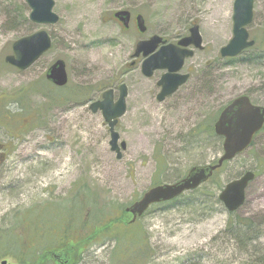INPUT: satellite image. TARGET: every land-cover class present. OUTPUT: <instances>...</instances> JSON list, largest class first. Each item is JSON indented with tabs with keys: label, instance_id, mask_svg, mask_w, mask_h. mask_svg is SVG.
<instances>
[{
	"label": "rangeland",
	"instance_id": "374dc122",
	"mask_svg": "<svg viewBox=\"0 0 264 264\" xmlns=\"http://www.w3.org/2000/svg\"><path fill=\"white\" fill-rule=\"evenodd\" d=\"M54 1L59 22L39 25L29 19L25 0H0V145L8 147V156L0 163V230L21 231L15 225L29 213L25 226L33 236L51 215L59 234L66 214L57 203L63 200L67 205L74 194L81 199L84 192L94 193L99 205L112 202L125 208L150 188L176 182L192 167L218 160L223 138L211 136L200 125L209 124L221 107L240 95L264 106V0L255 1L254 21L247 26L256 44L237 58L220 54L234 36L236 0ZM119 10L132 13L128 31L113 18ZM137 14L145 19V34L135 25ZM195 23L205 47L187 60L183 70L194 75L161 103L157 82L164 71L145 77L138 63L142 56L133 57L136 44L153 35L174 43ZM40 29L52 36V49L27 71L7 63L14 42ZM58 59L65 61L69 74L61 94L73 96L94 87L88 100L54 104L40 93L47 91L45 73ZM122 83L129 88L127 112L116 130L127 149L118 159L102 112L93 113L90 105L111 87L117 99ZM223 168L214 181L203 185L216 198L204 190L195 196L186 193L153 206L141 218L152 249L146 264H263L264 130L251 148ZM253 170L258 175L246 189V202L229 213L219 200L221 190ZM57 198L45 207V202ZM234 221L252 223L247 243L241 244L228 230ZM124 227L118 225L125 232ZM8 238L19 242L15 236ZM114 245L107 241L92 246L82 264H110ZM4 261L13 263L6 259L0 264Z\"/></svg>",
	"mask_w": 264,
	"mask_h": 264
},
{
	"label": "water",
	"instance_id": "95a60500",
	"mask_svg": "<svg viewBox=\"0 0 264 264\" xmlns=\"http://www.w3.org/2000/svg\"><path fill=\"white\" fill-rule=\"evenodd\" d=\"M256 0H236L234 4V36L230 42L221 49L222 57L237 58L244 50L253 47L256 43L250 39L247 26L253 23L254 4ZM31 12L29 18L36 24H56L60 16L54 12V0H26ZM124 28L130 27L132 14L129 10H119L113 15ZM135 22L140 33L147 31L144 17L136 15ZM194 46L204 49L203 37L199 25L190 29V35L181 39L178 44L168 43L159 35L149 39L140 40L135 49L133 57L141 55L145 58L142 63V73L150 78L156 70H167L159 81L162 91L158 100L163 101L167 96L173 94L189 75L180 74L184 61L194 55ZM52 47V37L44 29L33 34L24 36L14 42L13 53L6 57V62L20 71L30 69L46 52ZM46 78L58 87H64L69 82L66 63L62 59L56 60L47 70ZM115 90L109 89L90 105L93 113L101 111L105 122L109 126L111 150L117 154L118 159L123 158V151L127 149L125 141L120 142V133L116 130L119 119L127 111L128 87L121 84L119 97L115 100ZM264 127V106L253 104L246 95L238 96L227 105L219 115L215 124V134L224 138L223 153L219 156L217 163L194 166L186 177L174 183H165L152 187L143 196L126 208V212L133 215L132 222L142 216L152 204L168 202L178 198L185 192L195 190L206 183L226 161L235 159L241 152L251 147L252 141L258 132ZM255 179V171H247L241 177L232 180L221 190L219 199L224 203L229 212L240 209L246 202V188ZM6 264V261L3 262Z\"/></svg>",
	"mask_w": 264,
	"mask_h": 264
},
{
	"label": "trees",
	"instance_id": "16d2710c",
	"mask_svg": "<svg viewBox=\"0 0 264 264\" xmlns=\"http://www.w3.org/2000/svg\"><path fill=\"white\" fill-rule=\"evenodd\" d=\"M44 80V87L47 91L45 93H40L54 104L65 100L79 102L78 99H83L81 101L85 102L86 99L88 100L92 96V90L94 89V87L87 86L78 90L76 95H64L61 94V92L67 86L58 88L46 79ZM58 90L60 93H56ZM222 108L223 107H221L219 111ZM217 116L209 124L203 123L200 125V128L204 126L203 131L208 132L213 137L218 136L215 134L214 130V122ZM20 119L22 122H25L22 120L23 118ZM28 122L32 123V121ZM21 125L23 126L24 123ZM219 138L222 140L221 137ZM227 164L229 163H224V165L214 173L210 181H214L216 175L219 174ZM256 175H258L257 171ZM200 188L188 194L195 196L197 192L205 191L208 193L205 195H212L213 198L215 197L214 194H211L212 191L208 190V187L204 186L203 189ZM67 200V205H63V200L59 201V198L44 203L46 207L48 204L59 201L57 204H62L61 206H64L63 211L66 216H64V226L60 229L59 234H56L54 231L57 227L55 226L56 220L52 218L53 215H51V219H47L44 222L40 229L37 228L36 236H33L32 232L28 234L29 229H27L25 225L26 221H28L29 213L24 216L25 220L22 219L20 225H15L16 227L22 228L21 231L14 230L13 227V230H0V236L4 235L0 237V263L7 259L12 260V264H82L85 254L89 252L92 246L106 243L107 241L115 243L114 248H112L113 254L110 257V264L147 263L148 255H151L148 254V252L151 253L152 249L148 244V237L139 223L142 217L138 218L136 222H131V219L128 220L124 205L118 207L112 202H107V204L100 203L99 205L97 204V198L94 193L84 192L83 198L81 199L78 198L77 194H74ZM81 200H83V202ZM164 204L166 203L154 206L156 207ZM34 209L31 210L34 211ZM38 215L39 213L34 216L38 217ZM120 224L125 226V232L118 229V225ZM251 228L252 223L250 222L241 223L234 221L232 224L229 223L228 230L241 244H244V242L247 243L248 239H251L252 235L249 232ZM9 235L15 236L19 242L17 241V244H13L9 240L10 238H8ZM34 241H39L36 247L32 245ZM262 257V263L264 264V255Z\"/></svg>",
	"mask_w": 264,
	"mask_h": 264
},
{
	"label": "flooded vegetation",
	"instance_id": "af4514ba",
	"mask_svg": "<svg viewBox=\"0 0 264 264\" xmlns=\"http://www.w3.org/2000/svg\"><path fill=\"white\" fill-rule=\"evenodd\" d=\"M118 23H120V22H118ZM121 24V23H120ZM196 24V23H195ZM195 24H193L192 26H194ZM122 25V24H121ZM191 26V27H192ZM191 27L189 28V32L187 33V34H185V35H181V37H179V39L176 41V42H174V44H178V42L181 40V39H183V38H185V37H187V36H189L190 35V29H191ZM124 28V27H123ZM125 29V31H128L129 29H130V27L128 28V29H126V28H124ZM169 42V41H168ZM173 43V42H172ZM190 49H192V50H194V55L192 56V57H188V58H186L185 59V61H184V64H183V67H182V69L179 71V73L180 74H184V75H189V78H188V80L184 83V84H182L173 94H171V95H169V96H167L163 101H159L158 100V95H159V93L162 91V86H159V81L161 80V78L163 77V75L164 74H166L168 71L167 70H156L155 72H154V74H153V76L155 75V73L157 72V71H164L163 72V74L161 75V78L158 80V82H157V86H158V89H159V92H158V94H157V100L159 101V102H164V101H166L168 98H170L171 96H173V95H175L182 87H184L190 80H191V78L193 77V72L190 70V71H183L184 70V67H185V64H186V62H187V60H189L190 58H193L194 56H195V54H196V51L198 50V51H202L203 49H197V48H195L194 46H190ZM142 56V55H141ZM140 56V57H141ZM139 57V58H140ZM138 59V58H137ZM142 61L141 60H138V63L139 62H141V66H142V63H143V61H144V57L142 56ZM135 64V62H133L132 63V65H134ZM141 71H142V68H141ZM152 76V77H153ZM202 77H205V75L204 76H202ZM201 77V78H202ZM128 87V86H127ZM115 89V88H114ZM128 94H129V88H128ZM115 99H116V89H115ZM241 96V95H240ZM248 97V96H247ZM236 99V98H235ZM250 99V98H249ZM98 100H100V99H98ZM234 99H232V100H230L229 102H227V105L229 104V103H231L232 101H233ZM227 105H225L220 111H218L219 112V114H218V116H217V119H218V117H219V115L221 114V111L225 108V107H227ZM217 119H216V121H217ZM216 121L214 122L215 124H216ZM214 130H215V125H214ZM223 140H224V138H223ZM8 147H7V145L6 146H2V145H0V163H2V164H4V162H5V160H6V158H7V156H8Z\"/></svg>",
	"mask_w": 264,
	"mask_h": 264
}]
</instances>
